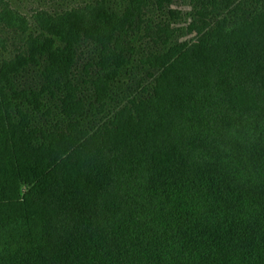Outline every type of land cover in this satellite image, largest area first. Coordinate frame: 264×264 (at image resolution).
Instances as JSON below:
<instances>
[{
	"label": "trees",
	"instance_id": "obj_1",
	"mask_svg": "<svg viewBox=\"0 0 264 264\" xmlns=\"http://www.w3.org/2000/svg\"><path fill=\"white\" fill-rule=\"evenodd\" d=\"M174 1L1 0L0 264H264V0Z\"/></svg>",
	"mask_w": 264,
	"mask_h": 264
},
{
	"label": "rangeland",
	"instance_id": "obj_2",
	"mask_svg": "<svg viewBox=\"0 0 264 264\" xmlns=\"http://www.w3.org/2000/svg\"><path fill=\"white\" fill-rule=\"evenodd\" d=\"M3 1V0H2ZM10 6L23 13L29 19H32V14L39 9L57 10L61 8L71 7L81 2L82 0H4ZM1 2V0H0ZM171 9L174 11V16L167 15L164 19L167 20L169 27L175 29V39L180 41H188L197 43V37L194 33H189L187 30L193 15V3L191 0H175ZM1 48V47H0ZM1 52V50H0ZM24 190L28 187V181L25 176H21Z\"/></svg>",
	"mask_w": 264,
	"mask_h": 264
}]
</instances>
